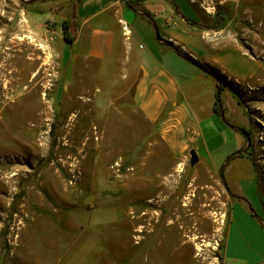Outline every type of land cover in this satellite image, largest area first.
I'll use <instances>...</instances> for the list:
<instances>
[{
    "label": "rangeland",
    "instance_id": "374dc122",
    "mask_svg": "<svg viewBox=\"0 0 264 264\" xmlns=\"http://www.w3.org/2000/svg\"><path fill=\"white\" fill-rule=\"evenodd\" d=\"M74 1L0 0V264H257L244 250L250 233L234 231L223 246L229 169L261 207L262 175L246 157L231 159L222 172L230 196L220 176L229 141L214 154L217 170L192 165L189 152L171 151L157 126L133 113L130 98L92 83L93 73L73 77L72 50L56 35L59 5ZM145 5L151 14H238V42L257 63L232 96L264 153L256 141L264 133V0ZM38 58L49 62L34 79ZM254 237L253 246L262 239Z\"/></svg>",
    "mask_w": 264,
    "mask_h": 264
},
{
    "label": "crops",
    "instance_id": "0c3cea01",
    "mask_svg": "<svg viewBox=\"0 0 264 264\" xmlns=\"http://www.w3.org/2000/svg\"><path fill=\"white\" fill-rule=\"evenodd\" d=\"M138 1L75 0L59 5L56 37L72 50L73 77L83 70L93 73L92 83H105L120 99L130 98L133 113L156 125L171 151L194 153L196 164L217 170L214 154H221L229 141L220 161L227 166L233 158L246 157L262 175L257 186L263 185L264 153L252 137L258 130L241 119L244 105L232 96L252 79L257 63L238 42V14H170L163 8L151 14L146 13L150 6L145 0ZM62 21L69 22L70 43L63 39ZM217 93L219 100L224 96L220 108ZM228 174L234 199L223 253L234 231L238 237L248 238L247 232L264 238V196L261 207L240 186L246 180L234 175L235 168ZM253 237L244 250L255 252L257 264H264L262 239L253 246Z\"/></svg>",
    "mask_w": 264,
    "mask_h": 264
},
{
    "label": "bare ground",
    "instance_id": "6f19581e",
    "mask_svg": "<svg viewBox=\"0 0 264 264\" xmlns=\"http://www.w3.org/2000/svg\"><path fill=\"white\" fill-rule=\"evenodd\" d=\"M35 51H37V50H35ZM37 52H39V51H37ZM33 62H37L38 63V68H37V70H36V72H34L32 75H33V77H35L34 79H36L37 77H39V76H41L42 75V71H44V68L45 67H48V62L46 61V59L45 58H38V59H35V60H32ZM17 63H24V64H28V66H27V69L28 68H31V67H33L34 66V64L33 63H31V64H29V61L28 60H24V62H22L21 60H18L17 61ZM13 66V65H16V63L15 62H12V63H10V66ZM50 67V66H49ZM14 71H16V70H14ZM41 103V105L39 106V107H41V109H43V108H46V106H47V101H46V97H44L43 99H41V101H40ZM40 109V110H41Z\"/></svg>",
    "mask_w": 264,
    "mask_h": 264
},
{
    "label": "water",
    "instance_id": "95a60500",
    "mask_svg": "<svg viewBox=\"0 0 264 264\" xmlns=\"http://www.w3.org/2000/svg\"><path fill=\"white\" fill-rule=\"evenodd\" d=\"M22 2H23V1H22ZM186 60H187V59H186ZM217 97H218V106H219V108H220V107H221V102H220V100H219V93H217ZM249 145H250V139L248 138V148H249ZM242 152H245V150L238 151V152L236 153V155H238V154H240V153H242ZM190 157H191V164H192V165L196 164V162H197V158H196L195 154H194V153H191V154H190ZM224 167H225V165L220 169V176H221V179H222V181H223V185H224V187H225L227 193L230 195V192H229V189H228V187H227V184H226V182H225V180H224V178H223V176H222V172H223Z\"/></svg>",
    "mask_w": 264,
    "mask_h": 264
},
{
    "label": "trees",
    "instance_id": "16d2710c",
    "mask_svg": "<svg viewBox=\"0 0 264 264\" xmlns=\"http://www.w3.org/2000/svg\"><path fill=\"white\" fill-rule=\"evenodd\" d=\"M62 29H63V39L65 42L70 43L72 41V38L69 34V22L68 21H64L62 23ZM242 131L247 134L249 137H251V133L249 130L246 129H242Z\"/></svg>",
    "mask_w": 264,
    "mask_h": 264
},
{
    "label": "built area",
    "instance_id": "2783aa9c",
    "mask_svg": "<svg viewBox=\"0 0 264 264\" xmlns=\"http://www.w3.org/2000/svg\"><path fill=\"white\" fill-rule=\"evenodd\" d=\"M140 48H142L140 46ZM257 143L261 144V150H264V133H259L258 137L256 138Z\"/></svg>",
    "mask_w": 264,
    "mask_h": 264
},
{
    "label": "flooded vegetation",
    "instance_id": "af4514ba",
    "mask_svg": "<svg viewBox=\"0 0 264 264\" xmlns=\"http://www.w3.org/2000/svg\"><path fill=\"white\" fill-rule=\"evenodd\" d=\"M230 196H232V195L230 194Z\"/></svg>",
    "mask_w": 264,
    "mask_h": 264
}]
</instances>
